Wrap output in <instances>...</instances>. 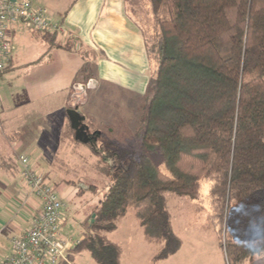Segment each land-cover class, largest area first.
<instances>
[{
	"label": "trees",
	"instance_id": "1",
	"mask_svg": "<svg viewBox=\"0 0 264 264\" xmlns=\"http://www.w3.org/2000/svg\"><path fill=\"white\" fill-rule=\"evenodd\" d=\"M149 2L157 28L147 38L138 25L152 74L136 143H109L97 164L108 184L75 250L120 264L107 234L133 207L146 238L160 244L155 260L168 258L182 246L168 194L196 199L206 184L211 215L225 225L226 262L244 264L264 252V0ZM40 34L54 41L58 33Z\"/></svg>",
	"mask_w": 264,
	"mask_h": 264
},
{
	"label": "crops",
	"instance_id": "2",
	"mask_svg": "<svg viewBox=\"0 0 264 264\" xmlns=\"http://www.w3.org/2000/svg\"><path fill=\"white\" fill-rule=\"evenodd\" d=\"M31 1L60 20L64 31L51 41L24 23L10 29L11 59L0 72V264L12 253L13 237L27 231L41 208L21 174V155H27L33 167L61 193L71 194L67 185H73L77 188L72 195L82 196L87 191L99 194L97 189L85 190L81 180L68 178V165L74 159L77 142L70 128L67 132L61 129L63 125L69 127L68 118L60 124L52 122L53 127L45 123L51 101L62 96L60 106L72 107L75 99L70 97V90L88 70L87 64L94 68L98 84H110L138 98L146 96L152 74L144 36L137 22L128 16L123 0ZM38 105L42 107L36 110ZM82 105L84 102L76 106L80 110ZM53 128L58 132L54 133ZM71 145L70 149L63 147ZM116 230L118 226L110 233ZM62 236L71 241L63 231ZM83 236L73 243L74 251ZM114 242L121 247L123 264L122 246ZM155 255L154 261L167 259L155 260ZM69 258L70 254L68 261L60 264H74Z\"/></svg>",
	"mask_w": 264,
	"mask_h": 264
},
{
	"label": "rangeland",
	"instance_id": "3",
	"mask_svg": "<svg viewBox=\"0 0 264 264\" xmlns=\"http://www.w3.org/2000/svg\"><path fill=\"white\" fill-rule=\"evenodd\" d=\"M123 2L128 16L137 22L147 38H153L157 28V17L149 0H123ZM97 77L94 68L89 66L88 70L75 82L77 90H70L71 97L74 95L75 99L71 104L72 107L84 102L78 111L92 121L89 123L88 132L89 142L92 143L87 144L81 141L75 143L77 149L74 159L69 161L68 178L75 181L81 180L83 188L94 184L98 190L97 193L101 194L106 190L108 178L99 172L96 166L98 163L101 166L105 164L103 156H108L112 151L109 143L114 142L119 145L136 143L134 134L138 128L139 116L145 105L146 96L138 98V95L110 84L102 82L98 84ZM62 99L64 98L61 96L51 101L49 106L51 112L45 123L52 126V122L60 124L63 119L67 121L70 107L63 109L60 106ZM41 107L38 105L36 110ZM64 126L61 127L62 131L67 132L70 126ZM96 130L99 132H94ZM53 132L58 131L53 128ZM104 133L107 137L103 135ZM63 147L70 149L72 145ZM76 188L73 185H67V190H70L71 194H63L56 187L64 203L61 230L69 236L71 239L69 242L72 245L77 238L88 231L89 213L103 197V194L94 195L90 191L84 192L82 196L72 195ZM168 205L174 231L182 239V246L178 252L165 260L154 261L153 255L158 252L159 245L146 239L134 208L129 207L127 214L119 221L118 230L107 234L109 239L121 244L123 264H227L224 249L220 245V240L222 244L226 240L225 225L220 221L217 224L211 215L209 186L204 184L200 196L196 199L168 194ZM72 248L69 252L72 263L97 264L87 250L74 251ZM244 264H264V252L246 259Z\"/></svg>",
	"mask_w": 264,
	"mask_h": 264
},
{
	"label": "built area",
	"instance_id": "4",
	"mask_svg": "<svg viewBox=\"0 0 264 264\" xmlns=\"http://www.w3.org/2000/svg\"><path fill=\"white\" fill-rule=\"evenodd\" d=\"M18 23L37 33H62L63 24L48 10L31 0H0V72L11 59L10 29ZM21 174L41 203L31 226L23 235L12 239V253L1 264H60L68 261L74 245L62 236L64 203L56 186L45 174L37 171L27 155L20 156ZM79 242V241H78ZM77 243V242H76Z\"/></svg>",
	"mask_w": 264,
	"mask_h": 264
},
{
	"label": "water",
	"instance_id": "5",
	"mask_svg": "<svg viewBox=\"0 0 264 264\" xmlns=\"http://www.w3.org/2000/svg\"><path fill=\"white\" fill-rule=\"evenodd\" d=\"M68 114L71 125L76 130V138L83 143H89V126L85 123L86 117L78 111L77 106L68 108Z\"/></svg>",
	"mask_w": 264,
	"mask_h": 264
},
{
	"label": "flooded vegetation",
	"instance_id": "6",
	"mask_svg": "<svg viewBox=\"0 0 264 264\" xmlns=\"http://www.w3.org/2000/svg\"><path fill=\"white\" fill-rule=\"evenodd\" d=\"M74 107V106H73ZM76 107V106H75Z\"/></svg>",
	"mask_w": 264,
	"mask_h": 264
}]
</instances>
